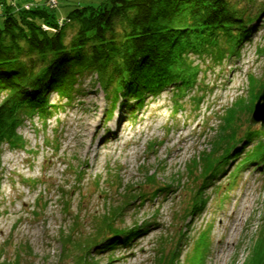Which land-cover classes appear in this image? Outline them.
I'll return each instance as SVG.
<instances>
[{
    "label": "rangeland",
    "instance_id": "rangeland-1",
    "mask_svg": "<svg viewBox=\"0 0 264 264\" xmlns=\"http://www.w3.org/2000/svg\"><path fill=\"white\" fill-rule=\"evenodd\" d=\"M101 1L11 2L25 7L44 3L60 22L72 9ZM73 30L66 28L68 38ZM193 58L204 69V90H190L182 98L185 109L176 110L175 93L167 87L132 107L133 98L120 100L109 118L111 105L95 82L96 74L85 72L79 77L76 100L65 102L53 92V102H61V107L48 119L35 115L23 122L18 131L26 145L5 143L0 150V264L72 262L70 252L61 253L62 233L73 226L74 239L93 232L105 211L123 204L130 185L135 195L146 194V199L122 206V219L115 224H142L143 229L111 250L93 248L97 264H156L171 257L176 247L182 263L194 251L198 230L208 226L212 244L203 264L248 263L264 227V172L256 162L235 178L231 173L243 154L221 167L205 189L204 210L193 217L186 210L203 182L193 158L213 155L224 111L244 100L232 121L237 135L261 128V122L251 124L249 116L264 86V13L234 55L220 61L209 55ZM194 97H199L198 104ZM259 131L264 134V128ZM118 134L119 140L114 138ZM152 173L156 183L147 180ZM160 185L165 187L153 198L152 190ZM184 232L186 237L181 236Z\"/></svg>",
    "mask_w": 264,
    "mask_h": 264
},
{
    "label": "trees",
    "instance_id": "trees-1",
    "mask_svg": "<svg viewBox=\"0 0 264 264\" xmlns=\"http://www.w3.org/2000/svg\"><path fill=\"white\" fill-rule=\"evenodd\" d=\"M11 1L0 0V150L5 143L24 147L26 140L18 131L23 122L35 115L48 119L54 108L61 107V102H53V92L65 102L76 100L79 77L85 72L96 74L95 82L111 105L109 118L120 100L133 98L132 107L148 96H159L167 87L175 93L176 110L185 109L182 98L194 87L204 90L200 77L204 69L196 64L193 54L209 55L215 61L234 55L264 13V0H103L72 9L59 23L44 3L31 2L27 8ZM68 26L74 28L69 38ZM198 98L194 97L196 104ZM245 104L239 100L233 109L224 111L218 137L213 140V155L193 158V167L201 168L203 182L187 207V215L193 217L204 210L210 181L239 155L243 154L231 173L234 178L252 162L264 172L261 128H250L238 136V128L232 125ZM219 150L222 152L216 156ZM154 175L147 177L150 183H156ZM163 187H155L151 196L155 198ZM128 189L123 204L105 211L93 232L79 235L78 240L74 239L76 226L68 234L62 233L66 252L61 253L69 256L70 252L72 257L66 264H97L91 256L93 248L111 250L143 229L142 224L128 228L115 224L122 219V206L136 198L146 199V194L135 195L133 186ZM210 234V226L198 230L194 251L184 262L177 259L176 247L171 257L156 264H203L211 251ZM181 236L186 237L185 232ZM255 243L247 264H264V227Z\"/></svg>",
    "mask_w": 264,
    "mask_h": 264
},
{
    "label": "water",
    "instance_id": "water-1",
    "mask_svg": "<svg viewBox=\"0 0 264 264\" xmlns=\"http://www.w3.org/2000/svg\"><path fill=\"white\" fill-rule=\"evenodd\" d=\"M249 122L251 124L261 122V128H264V86L258 95V98L256 102L254 103L253 111L251 113V116H249Z\"/></svg>",
    "mask_w": 264,
    "mask_h": 264
},
{
    "label": "bare ground",
    "instance_id": "bare-ground-1",
    "mask_svg": "<svg viewBox=\"0 0 264 264\" xmlns=\"http://www.w3.org/2000/svg\"><path fill=\"white\" fill-rule=\"evenodd\" d=\"M117 121V123H118V120H116ZM119 123H120V121H119ZM112 124H116L115 122H113ZM114 138H116V139H120L121 138V136H120V134H118V135H114ZM89 146V145H88ZM90 147V146H89ZM89 150V149H88Z\"/></svg>",
    "mask_w": 264,
    "mask_h": 264
},
{
    "label": "built area",
    "instance_id": "built-area-1",
    "mask_svg": "<svg viewBox=\"0 0 264 264\" xmlns=\"http://www.w3.org/2000/svg\"><path fill=\"white\" fill-rule=\"evenodd\" d=\"M28 6H29V5H27V8H28ZM64 21H65V17H62L59 23H63ZM44 27L46 28V27H48V26H47V25H44ZM54 30H55V29H54Z\"/></svg>",
    "mask_w": 264,
    "mask_h": 264
},
{
    "label": "crops",
    "instance_id": "crops-1",
    "mask_svg": "<svg viewBox=\"0 0 264 264\" xmlns=\"http://www.w3.org/2000/svg\"><path fill=\"white\" fill-rule=\"evenodd\" d=\"M35 1H39V0H35Z\"/></svg>",
    "mask_w": 264,
    "mask_h": 264
}]
</instances>
